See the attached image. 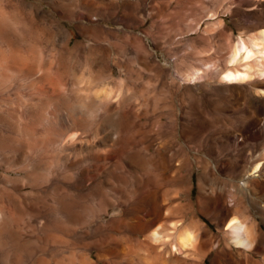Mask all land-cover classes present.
<instances>
[{"label":"rangeland","instance_id":"1","mask_svg":"<svg viewBox=\"0 0 264 264\" xmlns=\"http://www.w3.org/2000/svg\"><path fill=\"white\" fill-rule=\"evenodd\" d=\"M259 10L0 0V264H210L224 229L214 197L264 231V201L240 196H264V132L248 131L264 118V73L222 80ZM158 212L209 230L205 256L147 240Z\"/></svg>","mask_w":264,"mask_h":264},{"label":"bare ground","instance_id":"2","mask_svg":"<svg viewBox=\"0 0 264 264\" xmlns=\"http://www.w3.org/2000/svg\"><path fill=\"white\" fill-rule=\"evenodd\" d=\"M250 1L255 3L260 8L258 12L251 15L253 20H257V24L260 25V29H258L256 33L248 36L246 39L240 37L238 40L239 42L234 44V47H232V52L229 56L231 62L233 60H238L239 62L243 60L244 63L241 64L242 68L240 66V69L234 67L228 68L222 76V80L225 82H242L249 77L251 78L252 74L260 76V73L261 75L264 73V25L262 26L264 21L258 19L260 14H264V0ZM235 64L237 65L238 63L235 62ZM248 131L254 133V135L264 132V118L253 121L248 127ZM257 165L258 164L254 166L255 168L253 167L254 170L257 168ZM240 196L243 198L248 197L251 201H254L256 206L259 205V202H257L258 200L264 201V196L252 199L251 193L245 191H241ZM211 202L215 210L216 226L221 230V226L224 225V229L222 230V238H217L216 241L214 240L215 243L213 245L215 247V257L210 264H250L249 256L251 254L249 255V253L259 255L262 254V262L264 263V231L262 230L260 223L249 214L251 211H246L243 209L244 207L240 209L236 206L229 205L224 200L215 197L212 198ZM254 209H256L260 217L264 218V205H259ZM158 217L159 212L154 216V218L152 216L153 227L152 229L150 228L151 230L147 235V240L150 239L153 243H155L156 246H154L157 247V249L164 246V250L169 252L176 254L181 253L184 255L186 254L188 256L190 255V257L191 255L195 256V258H192L193 261L196 258H202L203 255L205 256L206 253H202V245L203 243H206L204 242L205 239L211 236L208 234L209 230L207 231L206 228L201 227L198 221H191L193 224L191 222H188L189 224H187L185 222L172 220V222H168L169 225L168 223L165 225L163 223L160 224L157 222ZM198 230H200L201 233H199ZM202 236L204 238H202ZM139 247L141 248V246ZM153 256L156 257L155 255ZM172 257L174 258V256ZM195 261H197V259Z\"/></svg>","mask_w":264,"mask_h":264}]
</instances>
